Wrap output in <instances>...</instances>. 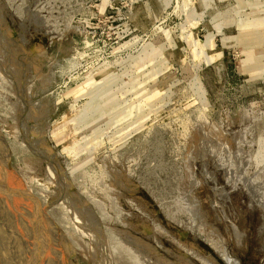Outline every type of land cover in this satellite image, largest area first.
<instances>
[{
    "label": "rangeland",
    "instance_id": "rangeland-1",
    "mask_svg": "<svg viewBox=\"0 0 264 264\" xmlns=\"http://www.w3.org/2000/svg\"><path fill=\"white\" fill-rule=\"evenodd\" d=\"M0 204V264H264V0H0Z\"/></svg>",
    "mask_w": 264,
    "mask_h": 264
},
{
    "label": "bare ground",
    "instance_id": "bare-ground-1",
    "mask_svg": "<svg viewBox=\"0 0 264 264\" xmlns=\"http://www.w3.org/2000/svg\"><path fill=\"white\" fill-rule=\"evenodd\" d=\"M1 204H2V202H1ZM0 204V205H1ZM1 210H4L2 207H1ZM10 218V216H8V218L7 217H5L4 215H3V213L0 211V227H1V221L2 220H6L7 222H8V224L11 226V228H10V230H11V232H13L12 234H11V237H10V239H11V242H9V244H6V246L8 245V247H11V250H12V247L14 248V244L12 243V241L13 242H15V241H17L16 240V236H15V229H14V223L11 221V219H9ZM25 219V218H24ZM22 220V219H21ZM26 220V219H25ZM28 220V219H27ZM24 225H25V223H24ZM13 226V227H12ZM26 226H28L27 224H26ZM87 228V227H86ZM27 229H28V227H27ZM2 232V231H1ZM99 234V233H98ZM1 235V234H0ZM3 235V237H4V234H2ZM7 237L5 236V239H6ZM1 239V238H0ZM8 239V238H7ZM7 239H6V241H7ZM10 239H8L9 241H10ZM97 242V241H96ZM138 243V242H137ZM138 245H139V243H138ZM5 246V245H4ZM7 247V248H8ZM9 250V249H8ZM10 251V250H9ZM14 251V250H13ZM121 251V250H120ZM24 252V251H23ZM11 254H13V256H15V254H14V252H12ZM24 255V254H23ZM219 255L221 256V259H222V261H224V263H226V264H238V262L234 259V258H232L230 255H228V253L227 252H224V251H220L219 252ZM12 256V257H13ZM29 257V256H28ZM14 258V257H13ZM30 259V258H29ZM14 260V259H13ZM23 260V259H22ZM17 263V262H16ZM24 263V262H23ZM19 264V263H18Z\"/></svg>",
    "mask_w": 264,
    "mask_h": 264
},
{
    "label": "flooded vegetation",
    "instance_id": "flooded-vegetation-1",
    "mask_svg": "<svg viewBox=\"0 0 264 264\" xmlns=\"http://www.w3.org/2000/svg\"><path fill=\"white\" fill-rule=\"evenodd\" d=\"M161 226V225H160ZM162 227V226H161ZM163 228V227H162ZM179 236H180V238H183L184 236H185V234H183V233H180L179 234ZM176 241V240H175ZM6 247H8V246H6ZM152 247H154V248H156L158 251H159V247L158 246H152ZM160 253V252H159ZM160 254H162V253H160ZM184 254V253H183ZM186 255V254H185ZM193 261H196V260H194V259H192ZM197 262V261H196ZM167 264H170V262H167ZM198 264H200L199 262H198Z\"/></svg>",
    "mask_w": 264,
    "mask_h": 264
}]
</instances>
